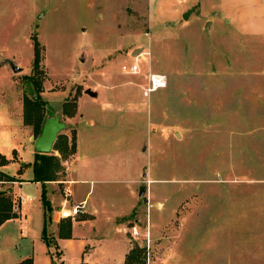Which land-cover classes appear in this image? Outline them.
Wrapping results in <instances>:
<instances>
[{"label":"rangeland","instance_id":"rangeland-1","mask_svg":"<svg viewBox=\"0 0 264 264\" xmlns=\"http://www.w3.org/2000/svg\"><path fill=\"white\" fill-rule=\"evenodd\" d=\"M196 1L199 11L185 18ZM141 46L150 62H142L141 74L124 73L122 64ZM8 60L23 71L15 73ZM2 63L14 84L0 72V104L8 106L19 90L37 97L34 77L45 118L60 112L67 123L60 133L67 145L78 147L80 132L82 152L98 144L122 176L140 173L134 193L141 185L147 193L124 221L140 252L135 264L148 255L150 264H264V0H0ZM148 69L167 78L150 97ZM54 147L62 167L52 187L61 201L71 198L65 183L76 152L63 159ZM101 186L110 200L131 190L127 182ZM24 190L33 218L19 215L2 226L0 264L25 255L42 227L40 191L34 184ZM134 224L149 239L134 238Z\"/></svg>","mask_w":264,"mask_h":264},{"label":"crops","instance_id":"crops-1","mask_svg":"<svg viewBox=\"0 0 264 264\" xmlns=\"http://www.w3.org/2000/svg\"><path fill=\"white\" fill-rule=\"evenodd\" d=\"M189 7L195 9L192 13L198 12L199 9L197 7H200V3L196 1ZM189 7L187 9L191 10ZM171 18L176 19V17ZM209 20L210 18H206L208 23ZM227 21L231 26L238 27L235 24L236 20L227 19ZM6 67L5 63H2L0 72H3L2 75L7 77L8 81L10 80V84L13 87L12 73ZM19 92L21 93V90ZM19 92L16 97H11L8 106L0 104V153L10 159L9 164L2 166L1 169L8 174L18 175L23 179V181H15L10 183L12 185H9L12 187L13 193H16L20 198L19 210L21 211L18 212L20 218L24 215L29 222L33 218L31 213L34 209V203L24 190L28 184H34L40 191V203L37 207L43 214V218L39 222L42 227L36 228L39 233L30 236L32 238L31 248L27 250L25 255H21L17 262L16 260H10L9 264H18L27 258H31L33 264H52L51 252H55L54 250L56 249L54 247L49 248L42 238L45 223V210L41 200L42 184L33 181L34 171L32 163L36 155L35 139L32 142L34 136L31 134L28 125L23 121V98L21 97L24 96H20ZM0 97L2 99L3 96L0 95ZM57 113L60 112L55 114ZM55 114L48 117H52ZM97 127L98 120H94L92 128L95 129ZM93 141L96 143L95 139L92 138L91 142ZM81 147L79 132L76 156L68 166L67 182L65 183L68 186L66 189L71 192V198L65 199L64 195H62L61 201L58 200L54 191L55 188L52 187V184H56L55 181L47 183L48 189L52 187L50 188L52 190L48 191V196L53 206L51 223L48 229L57 239V249L61 252L60 260L63 264H126V256L132 246L124 231L128 227L124 221L127 216L135 211L139 204V194L138 196L135 195L132 184L138 183L140 173L137 174V172L133 171L127 176H122V169L108 157L105 159V155L109 156V153L104 152L102 148L100 149L98 144L90 143L83 152ZM24 163L28 164V166L24 167L22 174L19 175L18 171ZM122 182L130 184V192L125 193L124 197H122L120 191H115L121 196V199L118 197L116 198L117 200L108 199L105 194L107 190L101 185L106 183L119 184ZM4 184H8V182L0 181V189L6 188V186H3ZM76 184H79V186H74ZM87 184H90L88 189L87 186H84ZM75 194L80 195V198L77 199ZM26 199L29 201L27 202ZM84 200H86V206L83 212L77 215L75 219L61 216L59 211L61 207H69ZM122 201L123 203H121ZM69 219L72 222V234L70 237L61 238L59 237L61 223ZM7 221L0 226V230Z\"/></svg>","mask_w":264,"mask_h":264},{"label":"trees","instance_id":"trees-1","mask_svg":"<svg viewBox=\"0 0 264 264\" xmlns=\"http://www.w3.org/2000/svg\"><path fill=\"white\" fill-rule=\"evenodd\" d=\"M34 69L38 70L41 63V48L40 44L35 39L34 44ZM30 82L34 85V90L38 92L37 97L30 98L27 95L23 97V121L25 124L33 126L34 134L36 138L42 133L44 123L46 121L45 116V103L43 99L39 96V92L42 90V84L39 80L30 78ZM64 139V143L61 145L60 141ZM66 137L59 134L57 141L55 143V149L59 150L63 156L66 158L69 154H74L76 152V142L73 140L72 143L67 145ZM16 153V151H15ZM10 159L4 154L0 153V181H6L13 183L15 181H23L18 175H11L6 173L1 169L2 166L9 164ZM28 166L24 163L18 174H22L23 168ZM34 177L33 181L40 182L42 184L41 200L45 210V223L42 232V238L46 245L54 247L55 252H51L52 264H63L61 259V252L58 251V243L56 237L49 233L48 226L51 223V213L53 211V206L51 200L48 196L47 183L53 182L59 179L58 173L62 167L61 160L54 153H41L36 150L35 160L32 163ZM12 188L7 187L6 189H0V226L7 220L13 219L19 216V213L14 211L15 200L12 197ZM20 203V198H19ZM18 203V204H19ZM65 230H67L65 232ZM72 234V222L67 220L61 223L59 229V237H70ZM140 260V252L135 247H132L130 252L126 256V264H135ZM18 264H33L31 258H27ZM85 264V263H81Z\"/></svg>","mask_w":264,"mask_h":264},{"label":"built area","instance_id":"built-area-1","mask_svg":"<svg viewBox=\"0 0 264 264\" xmlns=\"http://www.w3.org/2000/svg\"><path fill=\"white\" fill-rule=\"evenodd\" d=\"M151 52L148 50L147 47H139L137 49L136 54L131 56L132 62L131 63H123L121 66V70L127 74H141L142 73V62L147 61L150 62ZM144 75L147 79V86L144 89V95L150 97V94L160 88H163L167 84L166 75L162 73L152 72L151 70H147L144 72ZM66 195L70 196L71 192L66 189ZM86 206V200L75 204L72 207H61L59 209L60 214L64 218H72L75 219L77 215L83 212ZM15 210H19V205H14ZM141 227L138 224H134L129 227V232L134 238L145 237L149 239L150 234L149 231L146 230L144 232L141 231ZM145 264H150V255H148L147 261Z\"/></svg>","mask_w":264,"mask_h":264},{"label":"water","instance_id":"water-1","mask_svg":"<svg viewBox=\"0 0 264 264\" xmlns=\"http://www.w3.org/2000/svg\"><path fill=\"white\" fill-rule=\"evenodd\" d=\"M195 9L189 10L185 14V18H188L189 14L194 12ZM137 49L134 51L133 55L136 54ZM15 73H20L23 71L22 67L17 66L12 60L7 61ZM86 93L96 97L98 93L92 91L91 89H86ZM67 128V123L61 119V114L57 113L52 117H47L43 126L42 133L35 139L34 146L37 151L41 153H50L53 150V146L57 140L58 135ZM147 193V185H141L139 196L143 197Z\"/></svg>","mask_w":264,"mask_h":264}]
</instances>
